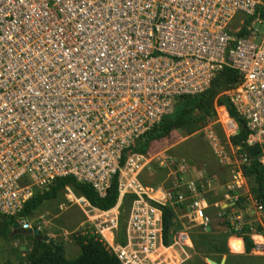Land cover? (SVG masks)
Masks as SVG:
<instances>
[{"label":"built area","instance_id":"1","mask_svg":"<svg viewBox=\"0 0 264 264\" xmlns=\"http://www.w3.org/2000/svg\"><path fill=\"white\" fill-rule=\"evenodd\" d=\"M263 11L264 0H0V214L30 230L20 216L24 205L56 180L72 177L103 199L116 177L114 208L133 199L126 244L112 254L121 264H172V249L192 247L191 238L170 232L165 247L159 207L184 211L207 231L208 204L193 183L177 194L144 187L143 155L133 148L174 114L179 99L204 93L227 68L239 81L222 95L248 131L243 144L261 148L264 167ZM215 108L221 136L203 130L218 161L233 165L227 243L247 237L252 253L262 255L263 227L254 228L236 205L250 199L240 170L248 159L230 143L238 124L225 107ZM251 203L250 218L264 215ZM106 221L116 226V217Z\"/></svg>","mask_w":264,"mask_h":264},{"label":"rangeland","instance_id":"2","mask_svg":"<svg viewBox=\"0 0 264 264\" xmlns=\"http://www.w3.org/2000/svg\"><path fill=\"white\" fill-rule=\"evenodd\" d=\"M215 107L214 104V116L201 123L195 132L174 131L167 138L152 142L146 155L139 161L142 166L138 176L139 182L146 188L172 190L174 194L184 192L186 186L193 183L208 203L207 214L211 219V226L207 231H201L191 224L184 211L176 212L172 233H188L192 247H184L183 251L174 247L168 262L206 264L205 259L212 258L216 263L219 262L218 264L222 259L225 264H264V252L262 255H256L250 250L248 254L252 253V257L247 256L248 254L229 256L227 253L226 237L229 233L225 223L232 212L215 208L214 204H226L223 195L233 180L230 171L233 165L218 161L210 150L203 130L211 126L221 136L219 128L213 125L216 118ZM222 147L225 155L231 158L230 148L224 144ZM81 199L83 198L77 196L70 188H66L56 199L45 202L28 217L29 223L33 229L39 231L41 237L61 245L67 260H73L79 255L78 239L88 231H94L111 253L118 247L125 246L127 208L123 211L114 208L109 214L101 215ZM248 201L243 204L246 220L256 229L264 227L263 214L258 218H250L246 214ZM128 203L127 200L126 204ZM114 217L117 223L115 227H111L106 220ZM16 236L9 235L7 240L0 237V264H27L33 241L24 235Z\"/></svg>","mask_w":264,"mask_h":264},{"label":"trees","instance_id":"3","mask_svg":"<svg viewBox=\"0 0 264 264\" xmlns=\"http://www.w3.org/2000/svg\"><path fill=\"white\" fill-rule=\"evenodd\" d=\"M254 17L256 18V16ZM260 18L264 20V11L261 12ZM238 81L239 75L236 71L223 69L204 93L179 99L174 114L164 118L158 127L142 136L136 142L133 151L144 156L152 142L165 139L174 131L195 132L201 123L214 116V104L218 107H225L230 117L238 124V133L230 139V143L232 146L240 147V153L246 155L248 159V163L242 165L240 170L247 181L249 196L264 208V167L260 164L263 152L258 146L248 147L243 144L248 137V131L244 127V122L238 118L228 98L222 95V93L235 87ZM66 188H70L77 196L83 198L90 207L102 212L113 209L117 203L116 177L112 180L107 195L103 199L96 195L90 185L79 183L72 177H66L56 180L47 191L36 194L24 205L20 216L30 217L45 202L56 199ZM132 199V196H128L121 205L120 211L128 208ZM127 200L129 201L128 204H126ZM245 200V197H240L236 205L244 209ZM159 208L162 212L163 244L165 247H169L172 243L170 232H172L176 214L170 207ZM14 220V217L0 214V237L4 240H7L9 235L11 236ZM257 229L262 230L261 228ZM247 232L248 228L246 227L244 233ZM16 237H20V235ZM27 238L33 241V248L27 257V264H121L94 231H88L78 239L80 252L73 260H67L63 255L61 245L56 244L53 240L37 243L33 236H27ZM243 242L245 253L248 254L253 248V244L247 237H243Z\"/></svg>","mask_w":264,"mask_h":264},{"label":"crops","instance_id":"4","mask_svg":"<svg viewBox=\"0 0 264 264\" xmlns=\"http://www.w3.org/2000/svg\"><path fill=\"white\" fill-rule=\"evenodd\" d=\"M248 194H249V192H248ZM226 195H227V193L225 192L224 193V198H225V200H226V204H214V206H216L217 205V208H220L221 210L222 209H225V210H230V212L232 211L231 210V208L233 207L232 206V203L231 202H229L227 199H226ZM207 202V201H206ZM208 204V203H207ZM248 205H249V207H248V210H249V212H250V214H252L253 215V209H252V203H251V197H250V199H249V201H248ZM223 207H225V208H223ZM235 210V209H234ZM243 216H245L244 214H242ZM253 218H257V217H253ZM211 226V225H210ZM210 228V227H209ZM231 240L232 239H230L229 241H228V243H227V238H226V248H227V253H229V256H234V255H237V254H232V253H230L231 252V246H232V242H231ZM257 240V242L258 243H261V239L260 238H257L256 239ZM192 243V242H191ZM192 245V244H191ZM242 247H243V253L241 254V255H246V253H245V250H244V242L242 243ZM247 256H250V257H252L253 256V254L252 253H250V254H248ZM210 260H212V261H214L212 258H210ZM215 262V261H214ZM224 262V259H222L221 261H220V264L221 263H223ZM216 263V262H215ZM219 263V262H218ZM225 264V263H224Z\"/></svg>","mask_w":264,"mask_h":264},{"label":"water","instance_id":"5","mask_svg":"<svg viewBox=\"0 0 264 264\" xmlns=\"http://www.w3.org/2000/svg\"><path fill=\"white\" fill-rule=\"evenodd\" d=\"M14 235H24V236H33L36 240L37 243H40L42 241H46L47 238H43L40 236V233L37 229H30V230H22L20 228H18L17 224H13L12 225V233H11V237ZM206 264H217L214 261L210 260V259H205ZM224 263V262H223ZM221 263V264H223Z\"/></svg>","mask_w":264,"mask_h":264},{"label":"bare ground","instance_id":"6","mask_svg":"<svg viewBox=\"0 0 264 264\" xmlns=\"http://www.w3.org/2000/svg\"><path fill=\"white\" fill-rule=\"evenodd\" d=\"M257 238L261 239V243L262 244V238L261 237H256L254 240L255 242H257ZM258 243V242H257ZM231 253L232 254H237V255H241L243 253V247H242V242L240 239H235L232 246H231Z\"/></svg>","mask_w":264,"mask_h":264}]
</instances>
